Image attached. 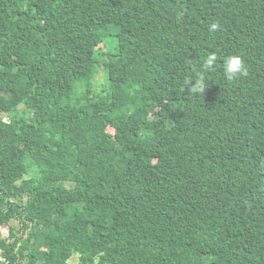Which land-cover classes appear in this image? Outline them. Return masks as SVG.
Here are the masks:
<instances>
[{"label": "trees", "instance_id": "trees-1", "mask_svg": "<svg viewBox=\"0 0 264 264\" xmlns=\"http://www.w3.org/2000/svg\"><path fill=\"white\" fill-rule=\"evenodd\" d=\"M74 256L264 264V0H0V259Z\"/></svg>", "mask_w": 264, "mask_h": 264}, {"label": "clouds", "instance_id": "clouds-1", "mask_svg": "<svg viewBox=\"0 0 264 264\" xmlns=\"http://www.w3.org/2000/svg\"><path fill=\"white\" fill-rule=\"evenodd\" d=\"M216 27V25H213ZM215 55L210 54L209 57L204 61L203 67L205 69H209L213 66L215 61ZM224 72L228 79H232L236 76H244L246 75V69L244 68L243 60L238 55H232L227 57L224 62ZM203 77H200L196 81V89L197 91L203 92Z\"/></svg>", "mask_w": 264, "mask_h": 264}, {"label": "rangeland", "instance_id": "rangeland-1", "mask_svg": "<svg viewBox=\"0 0 264 264\" xmlns=\"http://www.w3.org/2000/svg\"><path fill=\"white\" fill-rule=\"evenodd\" d=\"M248 39L251 40L250 37H249ZM102 83H103V77H102V75L99 73V75L96 76V78H95L93 84H94L95 86H100ZM173 133H174V131H173ZM175 139H176L177 142L180 141L177 137H175ZM36 176H37V172L33 169V170H31V171L29 172V174H28V176H27V179H28V180H32V181H34L33 179H35ZM2 235H3V237L5 238V237L7 236V231H6V230H3V231H2ZM77 262H78V258H77V256H74V257H72V258H71L66 264H77Z\"/></svg>", "mask_w": 264, "mask_h": 264}, {"label": "built area", "instance_id": "built-area-1", "mask_svg": "<svg viewBox=\"0 0 264 264\" xmlns=\"http://www.w3.org/2000/svg\"><path fill=\"white\" fill-rule=\"evenodd\" d=\"M0 262L3 264H7L4 260L0 259Z\"/></svg>", "mask_w": 264, "mask_h": 264}]
</instances>
